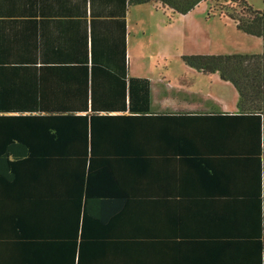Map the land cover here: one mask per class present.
<instances>
[{"label": "trees", "instance_id": "1", "mask_svg": "<svg viewBox=\"0 0 264 264\" xmlns=\"http://www.w3.org/2000/svg\"><path fill=\"white\" fill-rule=\"evenodd\" d=\"M207 1L88 0V14L125 25L154 4L171 22ZM223 1L207 19L263 52L182 60L231 83L235 113L153 111L125 37L122 58L88 48L81 64L0 55V264H264V9Z\"/></svg>", "mask_w": 264, "mask_h": 264}, {"label": "crops", "instance_id": "2", "mask_svg": "<svg viewBox=\"0 0 264 264\" xmlns=\"http://www.w3.org/2000/svg\"><path fill=\"white\" fill-rule=\"evenodd\" d=\"M98 5L99 2L94 7L97 12L109 10L99 9ZM140 6L145 9L134 20L132 10L136 6L129 8L124 25L121 16L109 17L108 14H100L91 17L88 14V0H0V55L27 57L32 61L31 63L41 64L51 62H47V55L51 54L59 55L62 57L61 60L67 57L68 63L81 64L88 56V48L90 54L91 49L94 48L98 55L102 54L105 58L111 53L122 58L125 37L128 73L129 77H135L132 75V67H139V63L144 62L141 61L145 57L143 55H149L150 58L158 57V65L162 66L161 61H167V56L170 55L181 57L221 55L241 51V48L232 42L231 37L228 39L226 34L219 32L215 25L216 20H219L218 27L227 29L233 26L237 30L231 20L221 17L207 19L210 0L187 15L173 17L171 22L167 14L157 9L154 4ZM254 47L255 45L246 52L252 53L251 49ZM73 58L75 61L72 60ZM134 60H137L138 64L133 62ZM214 75L220 78L219 74ZM149 80L152 85L153 111L227 113L237 111V107L234 112L217 110L207 99L204 103L212 106L211 110L180 107L179 103L182 102L194 103L188 100L189 98L187 101L182 100L183 93L199 95L203 98L209 96H204L205 93L201 91H191L181 82L165 81L163 76L158 77L154 82L151 78ZM161 82H164L162 84H165L166 90L177 94L175 96L173 93L169 96L172 101L160 100V110H155L157 108L153 107L155 89L161 86ZM179 94L181 96H178ZM174 101L178 104L175 105L177 108L173 109L168 105ZM167 109L169 111H165Z\"/></svg>", "mask_w": 264, "mask_h": 264}, {"label": "rangeland", "instance_id": "3", "mask_svg": "<svg viewBox=\"0 0 264 264\" xmlns=\"http://www.w3.org/2000/svg\"><path fill=\"white\" fill-rule=\"evenodd\" d=\"M239 1L247 2L255 10L258 11L264 9L263 0H239ZM215 2H216V8L218 9H220L221 7H225L227 5L223 0H215ZM142 7L143 6H136L132 10L133 20L136 17H138V15L141 13L142 10L145 9ZM228 7L230 6L227 5V8ZM217 18L219 19L220 17L217 16ZM215 25L219 32H223L224 34H226L228 39L231 37L232 42L241 48V51L237 53L261 54L263 52L262 40L256 39L251 36L242 35L240 32L238 33L233 26H230V28L227 29L223 27H218L220 25L219 20H216ZM253 45H255V47L254 49H251L252 53L246 52L251 47H253ZM143 56L145 57L141 61L144 62L139 63V67H135V66L132 67L133 76L145 77L149 79L151 78L153 82L158 77L161 78V76H163L165 81L181 82L187 88H190L191 91H195V92L201 91L205 93L204 96H209L203 98L202 96L199 95L183 93V96L181 97L182 100L187 101V98H189L188 100H192V102L194 103L182 102L179 103L180 107L211 110V108L215 106L217 110H227L231 112H234L236 110L238 103V93L235 87L231 83L222 81L217 75L206 76L190 68L189 66H186L182 61V57L180 55L167 56L168 58L167 61L165 60L161 61L162 66L158 65L159 64L158 57L150 58L149 55H143ZM133 62L137 63L138 61L134 60ZM162 83L164 82H161L160 83L161 86H157L158 88L155 89V96H154L155 103L153 104V107H157L155 110H160L159 109L161 107V103H159L160 100L172 101V98H170L169 96L173 95V93L175 96L177 94L176 92H169V90H166L167 88L165 87V84ZM178 96L181 95L179 94ZM206 99L209 100V103L211 102L213 107L207 103H204ZM197 103H201V104L198 105ZM176 104H178L177 101H174L173 103L171 102V105L169 104L168 106L174 109L177 108V106H175ZM169 109L165 111H169Z\"/></svg>", "mask_w": 264, "mask_h": 264}]
</instances>
